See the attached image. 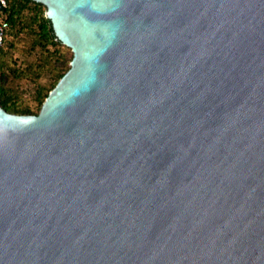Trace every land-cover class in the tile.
<instances>
[{
    "label": "water",
    "instance_id": "obj_1",
    "mask_svg": "<svg viewBox=\"0 0 264 264\" xmlns=\"http://www.w3.org/2000/svg\"><path fill=\"white\" fill-rule=\"evenodd\" d=\"M34 1L73 58L0 103V264H264V0Z\"/></svg>",
    "mask_w": 264,
    "mask_h": 264
},
{
    "label": "trees",
    "instance_id": "obj_2",
    "mask_svg": "<svg viewBox=\"0 0 264 264\" xmlns=\"http://www.w3.org/2000/svg\"><path fill=\"white\" fill-rule=\"evenodd\" d=\"M0 22L8 23L0 45L1 106L10 113L37 115L69 70L73 52L58 39L42 3L6 0Z\"/></svg>",
    "mask_w": 264,
    "mask_h": 264
},
{
    "label": "built area",
    "instance_id": "obj_3",
    "mask_svg": "<svg viewBox=\"0 0 264 264\" xmlns=\"http://www.w3.org/2000/svg\"><path fill=\"white\" fill-rule=\"evenodd\" d=\"M0 1L2 2V5H6V0H0ZM7 26H8L7 22H0V32L2 33L0 36V45L3 42V36H4V32Z\"/></svg>",
    "mask_w": 264,
    "mask_h": 264
},
{
    "label": "rangeland",
    "instance_id": "obj_4",
    "mask_svg": "<svg viewBox=\"0 0 264 264\" xmlns=\"http://www.w3.org/2000/svg\"><path fill=\"white\" fill-rule=\"evenodd\" d=\"M17 54H18V52H16ZM28 91H30V89H31V87L30 86H27V87H25ZM27 91V92H28ZM28 94V93H27ZM28 96V95H27Z\"/></svg>",
    "mask_w": 264,
    "mask_h": 264
}]
</instances>
